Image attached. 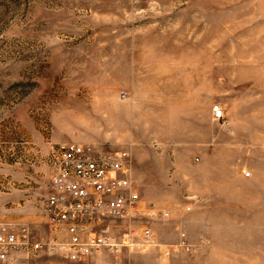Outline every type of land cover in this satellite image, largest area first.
I'll return each mask as SVG.
<instances>
[{
    "label": "rangeland",
    "instance_id": "rangeland-1",
    "mask_svg": "<svg viewBox=\"0 0 264 264\" xmlns=\"http://www.w3.org/2000/svg\"><path fill=\"white\" fill-rule=\"evenodd\" d=\"M155 62L144 92L139 70ZM179 101L193 102V119L175 114ZM68 143L130 151L146 215L110 219L116 236L150 227L169 245L189 241V225L201 235L220 208L236 219L209 249L104 250L78 263L44 248L30 264H264V0H0V220L47 236L49 159ZM207 179L253 180L254 198L216 201L196 220ZM253 235V250L221 249Z\"/></svg>",
    "mask_w": 264,
    "mask_h": 264
},
{
    "label": "built area",
    "instance_id": "built-area-1",
    "mask_svg": "<svg viewBox=\"0 0 264 264\" xmlns=\"http://www.w3.org/2000/svg\"><path fill=\"white\" fill-rule=\"evenodd\" d=\"M127 98L129 92L121 91ZM213 118L224 120L220 104L212 107ZM129 150H100L80 143L61 145L49 159L50 184L46 201L49 233L46 237L31 225L0 220V264H30L35 255L51 249L66 260L85 262L106 250H146L160 247L165 257L193 248L186 234L169 245L161 244L150 227L129 226L116 236L113 219L130 221L146 215L142 198L131 177ZM151 218L168 213L149 207ZM108 219H112L108 221Z\"/></svg>",
    "mask_w": 264,
    "mask_h": 264
},
{
    "label": "crops",
    "instance_id": "crops-1",
    "mask_svg": "<svg viewBox=\"0 0 264 264\" xmlns=\"http://www.w3.org/2000/svg\"><path fill=\"white\" fill-rule=\"evenodd\" d=\"M188 60V58L186 57ZM155 66V69H157L158 64L157 62L155 63H145L144 65L141 66V69H144V72L139 70V76L141 83L144 82L145 84V90L144 92H147L148 86L151 85L152 79L151 76L149 75L151 69L150 67ZM162 65V64H161ZM172 68L174 65H171ZM182 67L188 69L189 63H181L180 65H177L176 67ZM144 74L145 79L142 78V75ZM147 98V93L146 97ZM222 108L224 109L225 115L227 114V108L225 106V103L222 102L221 104ZM175 114L178 115H186L194 117V104L191 102L190 106L188 102L184 101H179L178 105L176 107V112ZM222 121V120H220ZM157 123L162 122V121H156ZM198 158V157H197ZM164 171H169L168 169H164ZM201 186L197 188L195 191V196L193 197V203H192V208H193V213L191 216H196V220L202 219L201 217L204 215H207L212 213L213 211L216 210V207L213 206V204H216L218 202L216 201H226V203L234 199H243V198H254V181L253 180H234V181H226V180H212V179H207L203 180L201 183ZM169 191V190H168ZM155 201L158 202H164L165 200L158 197V196H149ZM171 200V199H170ZM162 202V203H163ZM225 203V202H222ZM218 209V208H217ZM220 211H223L222 217L220 218H209L210 221H207L205 223V220L203 223L199 224L202 226V232L201 235H198V237H193L194 231L191 229L192 226H188L189 234H188V239L189 241L193 244H196L197 247L209 249L212 247V244L208 243L209 237L213 236L216 234L215 230L216 229H222L226 228L229 225H231L230 221L236 219L234 215L229 214V216L226 214V209L221 208L218 209ZM211 216V215H210ZM247 219H254V212H251L250 217H246ZM202 221V220H201ZM198 225V226H199ZM249 226V225H248ZM254 226V224H253ZM176 238H179L176 235ZM203 240V242H201ZM237 242L235 243H222L225 245V247H221L223 251H247V250H253L252 248H246L247 246H254V235L250 236L249 238L244 237L240 239H236ZM211 241V240H210ZM232 245H240L241 247L235 248L232 247Z\"/></svg>",
    "mask_w": 264,
    "mask_h": 264
}]
</instances>
